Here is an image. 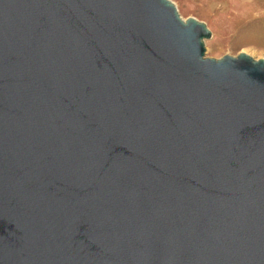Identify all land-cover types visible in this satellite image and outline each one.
<instances>
[{"label": "water", "instance_id": "95a60500", "mask_svg": "<svg viewBox=\"0 0 264 264\" xmlns=\"http://www.w3.org/2000/svg\"><path fill=\"white\" fill-rule=\"evenodd\" d=\"M209 36L169 0H0V264H264V58Z\"/></svg>", "mask_w": 264, "mask_h": 264}, {"label": "rangeland", "instance_id": "374dc122", "mask_svg": "<svg viewBox=\"0 0 264 264\" xmlns=\"http://www.w3.org/2000/svg\"><path fill=\"white\" fill-rule=\"evenodd\" d=\"M181 19L194 18L210 32L204 57L244 52L264 58V0H169Z\"/></svg>", "mask_w": 264, "mask_h": 264}]
</instances>
